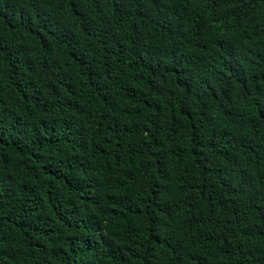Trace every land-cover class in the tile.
Returning a JSON list of instances; mask_svg holds the SVG:
<instances>
[{
  "label": "trees",
  "instance_id": "1",
  "mask_svg": "<svg viewBox=\"0 0 264 264\" xmlns=\"http://www.w3.org/2000/svg\"><path fill=\"white\" fill-rule=\"evenodd\" d=\"M0 264H264V0H0Z\"/></svg>",
  "mask_w": 264,
  "mask_h": 264
}]
</instances>
